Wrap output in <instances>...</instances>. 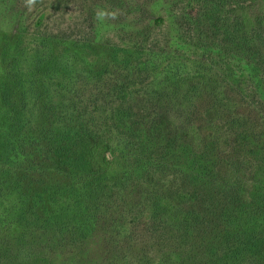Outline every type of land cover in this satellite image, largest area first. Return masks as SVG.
Instances as JSON below:
<instances>
[{
	"label": "rangeland",
	"instance_id": "obj_1",
	"mask_svg": "<svg viewBox=\"0 0 264 264\" xmlns=\"http://www.w3.org/2000/svg\"><path fill=\"white\" fill-rule=\"evenodd\" d=\"M192 3L193 0H34L33 3L0 0V264H264L263 245L228 247L231 251L241 248L237 255L228 253L227 247H201L203 240L198 238L188 242L186 247H165L167 242L176 244L180 235L177 226L163 225L161 221L158 224L150 218L153 201L161 197L187 193L189 195L184 197L189 201L203 196L206 207L213 201L205 180L193 182L190 179L184 184L183 181L187 174L197 172L199 162L209 167L215 156L202 157L203 151L188 143L196 139L187 130L162 140L150 136L145 129V122L153 120L160 112L152 106L173 104V97L165 96H168L167 86L176 72L202 79L200 89H195L184 100L185 108L201 107L200 98L204 95L205 110L215 101L211 97L214 91L228 90L227 84L218 81L215 72L207 66L210 57L207 54L196 56L195 42L178 30L177 21L183 19L182 12L196 14ZM144 10H147L146 15ZM159 19L161 23L156 22ZM142 28L150 30L151 36L147 38L146 35L139 47L137 37L141 36ZM222 37L219 34L217 39ZM159 40L162 44L158 53L150 59L145 58L149 47L157 45L154 42ZM207 49L217 50V47L213 42ZM37 55L46 61L44 67L52 62V57H61L62 62L71 64L67 71L76 72V78L70 87L76 85L78 90L81 89L79 107L94 103L88 112L98 117L96 123L102 128L113 118L129 115L127 120L136 129L127 141L129 151L117 160L112 179L118 186L113 197L96 196L87 202L88 195L82 193L85 204L82 209L78 206V212L74 204L78 198L77 189L67 193L60 176L47 172L49 166H39L47 154L42 144L45 138H40V132L44 131L42 127L45 130L52 127L51 113L44 105L50 104L47 102L53 94L58 95L55 90H59L57 82L62 79L47 82L49 71H35L33 62ZM135 61H138V68L133 66ZM175 64L181 68H175ZM113 83L117 84L118 92L110 94ZM52 101L58 106L57 97ZM217 102L227 117L244 115L247 118L243 122L244 129L249 135L256 134L252 140L258 142L264 121L250 108L252 105L246 97L233 96L232 100ZM68 110L70 108L61 110L57 119L65 120ZM203 110L199 108L198 116L190 118V125L205 123ZM118 111L124 115L119 116ZM173 116L172 110L170 120L179 126ZM14 118L17 124L13 125ZM143 135L148 137L146 143ZM9 144L12 149L15 146L16 158L7 159L4 155ZM160 146L164 153L149 160L148 154ZM233 147L228 145L220 157H231ZM126 156L130 161L123 182L121 174ZM41 169L48 177L46 181L61 192L63 202L57 201V206L47 197L52 188L38 178ZM150 169L154 171L153 175ZM193 185L196 190L190 194ZM7 187H11L10 194L4 196ZM45 187L48 188L44 193ZM69 198L74 207L67 205ZM182 209H189L188 202ZM17 210L21 212L19 216ZM35 211L42 219L55 213L65 216L66 222L62 223L68 224L69 229L58 237L52 231L57 240L49 241L47 245L38 234L44 223L34 225V220H30L36 217ZM6 214L15 219L24 214L27 220L23 221L22 227L18 220L16 226L19 228L10 229L6 219L12 221L5 218ZM157 216L164 220L162 213ZM212 218L209 217L207 222L210 223ZM77 223L91 227L85 232H77ZM202 224L206 227V220H202Z\"/></svg>",
	"mask_w": 264,
	"mask_h": 264
},
{
	"label": "trees",
	"instance_id": "obj_2",
	"mask_svg": "<svg viewBox=\"0 0 264 264\" xmlns=\"http://www.w3.org/2000/svg\"><path fill=\"white\" fill-rule=\"evenodd\" d=\"M192 5L196 7V14L182 12L183 19L177 21L180 28L178 30L182 34L189 35L188 37L195 42L194 47L198 50L196 56L207 54L210 57V63L207 66L215 72L213 74L217 76L218 81L227 84L225 88L228 90L214 91L211 97L215 101L209 107H205V110H203L204 95L200 98L201 107L185 108L184 100L195 89H200L202 79L176 72L174 79L167 86L168 96H165V98L173 97V104L152 106L154 110L160 109V112L153 120L145 122L147 124L145 129L150 136L161 137L162 140L172 138L175 132L184 133L183 130H187L196 139V141L187 140L188 143L202 150V157H206L207 154L215 156V161L209 167L202 166V161L199 162L197 172L193 175L187 174L183 181L184 184L190 179L193 182H199V179L205 180L210 187L213 201H210L211 204L206 207L203 196L200 199L186 201L187 197L184 195H189L187 193L177 196L169 195L167 198L161 197L153 201L149 213L152 221L158 224L161 221L163 225H176L179 230L180 235L176 244L171 245L167 242L163 245L165 247H186L188 242L198 238L203 240L201 247H227L228 253L237 255L241 248L231 251L228 247L264 246V238H262L264 235V123L261 126L263 131L259 133L258 142L252 140L256 138V134L249 135L243 127V122L247 118L244 115L240 118L225 116L224 108L217 100L226 102L228 99L232 100L233 96L239 98L243 95L251 103L250 108L252 107L254 112L261 115L264 121V0H193ZM146 11H143L145 15ZM156 22L161 23L162 20L159 19ZM219 34L223 37L218 40ZM140 35L137 37L139 39L137 46L142 47L143 43L140 42H143L146 35L147 38L150 37L151 31L142 28ZM213 42L217 50H208L207 48L213 45ZM154 44L157 45L149 47L150 50H147L145 58L150 59L156 52L158 53L162 41H155ZM139 47L138 50H142ZM166 47L169 49V46ZM51 59L52 62L47 64V67H44L46 61L41 56L37 55L33 62L35 71H49L50 77L47 78V82L49 79L53 82L58 78L62 79L57 82L59 90L55 91L58 95H51L52 99L47 102L50 104L44 105L47 112L51 113L52 127L47 130L44 127L41 129L44 131L40 132V138L42 136L45 138L42 144L47 154L43 157L44 162H39V166H49L47 172L60 176L63 182L61 184L67 193H73L77 189L78 198L75 199L74 204L78 212V206L82 209L85 204L81 199L82 193L88 195L85 199L87 202L96 196L113 197L115 188L118 186L112 179L117 170V160L121 158L122 153L129 151L130 145L127 141L131 140L130 134L136 129L127 120L130 118L129 115L113 118L111 123H107L102 128L96 123L95 118L98 117L88 112L89 107L94 103L79 107L78 103L82 100L79 97L82 96L81 89L78 90L76 85L70 87L73 85V78H76V72L68 73L67 71L71 68V64L62 62L61 57ZM136 63L138 61H135L134 68L139 67ZM146 63L152 65L149 61ZM174 67L181 68L177 64ZM111 86L113 87L110 94L118 92L117 84L113 83ZM56 97L59 101L58 106H55L56 103L52 101ZM102 97L106 98V95ZM33 100L36 104L35 97ZM65 108H70L65 120H58L57 116H60L61 110ZM199 108L204 111L205 123L190 125V118L193 115L198 116ZM172 110L175 115L173 117L178 120L179 126L170 120ZM117 113H120L119 116L124 115L121 111ZM14 123L17 124L15 118L12 124ZM44 124L46 125V122ZM241 130L244 131L240 132ZM146 138L148 139L146 135H143L145 143ZM231 141V145H234L231 157L222 159L220 154L223 150L226 151L228 145L232 147ZM236 144L243 147H237ZM20 148L21 145L18 144V150ZM162 153H164L163 147H156L152 153L148 154L149 160L153 156L159 157ZM16 154L15 146L12 149L9 144L4 154L6 158H16ZM129 161L126 156L124 172L121 174L123 182L124 176L128 175L126 165ZM195 162H197L196 158ZM41 170L38 171V178L52 188V192L47 197L50 203L57 206V201L63 202L61 192L58 189L55 190L50 185V181H46L48 177L44 169ZM153 173L154 171L150 169V174L153 175ZM47 188H44V193ZM10 189L11 187H7L4 190V196L10 194ZM1 190L2 186L0 192ZM189 190H196V186H191ZM189 193L193 194L194 191ZM216 197L221 199L218 200ZM70 202L71 198L68 199L67 205L73 206ZM187 202L189 209L184 211L182 206ZM20 208L23 207L20 206ZM36 210L39 212V207H36ZM16 213L18 216L21 214L19 210ZM158 213H162L164 220L157 216ZM11 216L9 214L5 216L12 221L11 223L6 219V225L10 229L22 227L23 221L27 220L24 214L19 219L11 218ZM35 216L30 220H34V225L44 223L38 230V234L48 243L47 245L49 241L53 243L57 240L52 231L58 237L69 229L68 224L62 223V221L66 222L65 216L60 217L55 213L52 217H46V221L36 211ZM211 216L213 218L208 223L207 219ZM18 220L20 224L17 223ZM202 220H206V227L203 226ZM17 224L19 227L16 226ZM77 224L79 225L77 232H85L91 227L83 225L85 223ZM91 230L94 231V229Z\"/></svg>",
	"mask_w": 264,
	"mask_h": 264
},
{
	"label": "clouds",
	"instance_id": "obj_3",
	"mask_svg": "<svg viewBox=\"0 0 264 264\" xmlns=\"http://www.w3.org/2000/svg\"><path fill=\"white\" fill-rule=\"evenodd\" d=\"M28 2H29V3H33V2H34V0H28Z\"/></svg>",
	"mask_w": 264,
	"mask_h": 264
}]
</instances>
